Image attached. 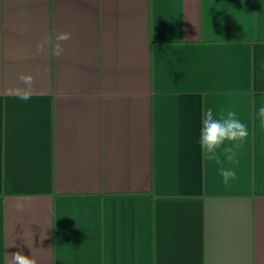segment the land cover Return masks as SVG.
Masks as SVG:
<instances>
[{
	"label": "crops",
	"instance_id": "0c3cea01",
	"mask_svg": "<svg viewBox=\"0 0 264 264\" xmlns=\"http://www.w3.org/2000/svg\"><path fill=\"white\" fill-rule=\"evenodd\" d=\"M262 103L264 0H0V264H264ZM207 108L249 129L228 184Z\"/></svg>",
	"mask_w": 264,
	"mask_h": 264
},
{
	"label": "clouds",
	"instance_id": "9594fccd",
	"mask_svg": "<svg viewBox=\"0 0 264 264\" xmlns=\"http://www.w3.org/2000/svg\"><path fill=\"white\" fill-rule=\"evenodd\" d=\"M69 39H71V33H56L53 30L43 41L38 43L37 52H43L47 45L49 54L58 57L63 53V43ZM19 80L25 87L17 89V93L21 100L27 101L32 95L34 77L31 74H21ZM257 117L261 128H264V103L259 107ZM248 136V126L237 117L235 111L221 112L218 115L212 108H207L204 111L198 143L205 160L221 165L219 174L224 184H228L237 176L234 168L223 166L224 161L230 164L238 163L237 149L243 145ZM221 156H223V160ZM8 256L10 257L9 264H38L34 255L29 257L21 251H16Z\"/></svg>",
	"mask_w": 264,
	"mask_h": 264
}]
</instances>
